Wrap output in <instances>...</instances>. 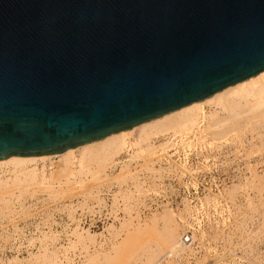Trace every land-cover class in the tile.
I'll use <instances>...</instances> for the list:
<instances>
[{
    "label": "water",
    "instance_id": "95a60500",
    "mask_svg": "<svg viewBox=\"0 0 264 264\" xmlns=\"http://www.w3.org/2000/svg\"><path fill=\"white\" fill-rule=\"evenodd\" d=\"M264 71V0H0V160L61 153Z\"/></svg>",
    "mask_w": 264,
    "mask_h": 264
},
{
    "label": "bare ground",
    "instance_id": "6f19581e",
    "mask_svg": "<svg viewBox=\"0 0 264 264\" xmlns=\"http://www.w3.org/2000/svg\"><path fill=\"white\" fill-rule=\"evenodd\" d=\"M188 135L194 136L197 141L195 144L200 147L210 150L213 147L217 150L227 149L232 154L231 159L226 158L228 161L219 166L221 171L214 174L219 179L224 176L223 179L231 180L229 185H224L220 194L235 209L228 233L233 230L236 239L247 236L250 241L248 248L254 252L256 243L251 228L257 220L255 215L261 219L260 222L264 217V172L259 174L250 165L248 153L244 151L257 143H260L259 147L264 146V71L228 86L209 98L103 139L61 153L1 159L0 234H5L6 239L13 237L4 231L8 223L16 228V219L21 216L18 214L24 212L22 216L25 220L31 216L30 206L23 205V198L33 197L29 199L33 200L44 195L46 197V194L36 195L42 188L52 186L62 189L63 191L53 196L60 199L74 195L86 187L85 197L91 199L95 198L93 190L100 188L105 182L124 185L130 179L134 181V191L119 193H123L121 209L124 216L117 219L118 224L115 225L114 221L105 224L103 231L98 233L76 225L70 232L74 238H68L69 241L67 239V246L64 244L52 248L49 246L51 243L62 240L59 238L61 233L52 229L47 232L40 230L37 236L51 238V243L35 253L30 252L28 259L13 257L0 264H22L23 261L26 264H155L167 251H177L181 230L189 222L188 216L192 208L185 202L181 209L161 206V211L153 209L142 213L139 209L141 206L145 207L142 199L146 190L135 181L134 174L139 168L145 169L152 174L145 175L149 183L156 179L155 176H162L159 170L151 167L158 148L155 142L174 137L182 140ZM165 150L166 147L162 148V151ZM122 155L127 158L120 163L118 160L122 159ZM258 163L264 171V155H260ZM115 164L120 169L115 175H108V169ZM250 166L251 172H248ZM44 199L51 202L47 197ZM58 202L59 200L52 203ZM232 209L229 210L230 213ZM68 212L71 215L73 210L68 208ZM3 220L7 222L2 225ZM257 228L258 233L259 227ZM230 237L231 235L227 236V243ZM77 246H80V250ZM76 249L79 250V255L68 254L70 250ZM201 258V264H206L215 257L206 248ZM257 259L256 253L253 261L258 263Z\"/></svg>",
    "mask_w": 264,
    "mask_h": 264
},
{
    "label": "built area",
    "instance_id": "2783aa9c",
    "mask_svg": "<svg viewBox=\"0 0 264 264\" xmlns=\"http://www.w3.org/2000/svg\"><path fill=\"white\" fill-rule=\"evenodd\" d=\"M159 140L155 142L158 148L151 167L159 170L162 176H155L156 179L149 183L145 175L152 174L145 169L139 170L137 167L134 174L135 181L146 190L142 199L145 207L141 206L139 210L148 213L161 206L176 210L187 202L192 211L188 216L189 222L181 230L177 251H167L155 264H201V255L206 248L215 257L206 264H264L262 249L261 261L256 263L253 261L256 253L248 248L249 241L241 237L238 242L233 230L228 233L235 209L220 194L224 185H229L231 180L223 179L224 176L219 179L214 173L221 171L219 166L228 161L226 158L231 159L232 154L227 149L200 147L195 144L197 141L192 135L184 136L182 140L178 137ZM165 147L166 150L162 151ZM126 158L122 155L118 162ZM119 169L115 164L107 174L115 175ZM133 183L130 179L124 185L105 182L93 190L95 198L91 199L85 197L86 187L79 190L75 197L58 203L46 201L45 195L29 202L25 199L23 205L30 206L31 216L18 223L16 228L7 225L4 231L18 239L37 236L40 230L47 232L49 229L57 230L63 236L76 225L93 230L99 224L115 223L124 216L121 209L123 193H119L134 191ZM68 208L73 210L71 215ZM229 235L231 237L227 243Z\"/></svg>",
    "mask_w": 264,
    "mask_h": 264
},
{
    "label": "rangeland",
    "instance_id": "374dc122",
    "mask_svg": "<svg viewBox=\"0 0 264 264\" xmlns=\"http://www.w3.org/2000/svg\"><path fill=\"white\" fill-rule=\"evenodd\" d=\"M259 144L260 143H257L256 145H254V146H250V147H247L246 148V150L244 151L245 153L247 152L248 153V155H247V158L249 159V161H250V165L251 166H254V168L257 170V172H259V174H261V173H263L264 171H263V168L261 167V165L258 163L259 162V160H260V155H264V146L263 147H259ZM248 149V150H247ZM251 166L250 167H248V172H251ZM262 171V172H261ZM86 185V184H85ZM87 186V185H86ZM55 188H57V187H52L51 186V188H42V189H40L39 191H37V193H36V195H38V194H46V197L51 201V202H55V201H60V200H67V199H71V198H73V197H75L76 196V194H74V195H71V196H68V197H64V198H57V197H53L54 195H56L58 192H61V191H63L62 189H55ZM84 189V188H83ZM82 189V190H83ZM262 192H264V189L262 190ZM35 195V196H36ZM34 196V197H35ZM33 197H24L23 199L25 200V199H27V200H29V199H32ZM23 200V201H24ZM263 201H264V198H263ZM16 205H20V204H16ZM157 211H161L160 209L159 210H157ZM264 212V211H263ZM23 214H25L24 212H21L20 214H18V215H21V216H19L17 219H16V224H18V223H20V222H22V221H25V218L22 216ZM263 215H264V213H263ZM238 216H241L240 214L238 215ZM257 216V217H256ZM254 217H256V221H255V225L251 228V229H253V232L254 233H252L253 235H252V237L255 239V242L254 243H256L255 244V250H254V252L255 253H257V256H258V263H260V259H261V254L260 255H258V253H261L260 251H261V247H262V250H263V255H264V217H263V221L262 222H260V220L261 219H258V215H255ZM22 218H24V219H22ZM5 222H7V221H5V220H3V222H2V225L5 223ZM108 223H110V222H108ZM6 224V223H5ZM8 224H10V223H8ZM107 224V223H106ZM116 224H118V222H115V225ZM260 225V226H259ZM261 225H262V227H261ZM257 226L259 227V231H258V233L256 232L257 230H258V228H257ZM102 227V228H101ZM103 227H104V225H101V224H99L97 227H95V228H93V232H96V233H98L99 231L101 232V231H103ZM261 227V228H260ZM94 229H96V230H94ZM261 229V230H260ZM3 230V229H2ZM256 232V233H255ZM263 232V233H262ZM259 234V235H258ZM3 235V236H2ZM5 234H0V263L1 262H6L7 260H10V259H12L13 257H18L19 259H28L29 258V253L30 252H32V253H35V252H37V250H39V249H42L43 248V246H46L47 245V243H51V238H43V236H23V237H21V238H16V237H12V236H9L10 238H8V239H6L5 238V236H4ZM70 235H71V233L69 232V233H67V234H65V235H63V237L62 236H60L59 238H61L62 240H60V241H58V240H56V241H54L53 243H51L49 246L52 248V246H59V245H63L64 246V244L67 246L68 245V241H69V239H71V240H73V238H74V235H71V237H70ZM261 235H262V238H261ZM8 236V235H7ZM65 236V237H64ZM69 236V237H68ZM259 236V237H258ZM37 237H39V238H37ZM69 238V239H68ZM245 238H247V236L245 237ZM259 238V239H258ZM67 239H68V241H67ZM261 239V240H260ZM66 242H65V241ZM70 240V241H71ZM238 240V242H240L239 240H240V237L237 239ZM243 240V239H242ZM246 241H249V239L247 238V240ZM55 242H57L56 244H54ZM59 242V243H58ZM63 242V243H62ZM250 242V241H249ZM78 244L81 246V244L78 242ZM259 245V246H258ZM80 246H79V248H78V246H77V249H79L80 250ZM74 247H71V249H73ZM260 248V249H259ZM74 250V251H72V250H70L69 252H68V254L69 255H72L73 253L74 254H76L77 253V255H79V253L77 252V251H79V250ZM259 249V250H258ZM73 254V255H74ZM76 255V256H77ZM75 256V255H74ZM264 257V256H263ZM77 260H78V257L76 258ZM206 260H208V259H206ZM205 260V261H206ZM263 261H264V259H263ZM22 264H26V262L25 261H23V263Z\"/></svg>",
    "mask_w": 264,
    "mask_h": 264
}]
</instances>
